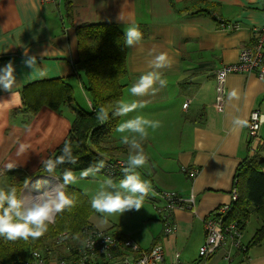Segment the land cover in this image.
<instances>
[{
	"label": "crops",
	"instance_id": "0c3cea01",
	"mask_svg": "<svg viewBox=\"0 0 264 264\" xmlns=\"http://www.w3.org/2000/svg\"><path fill=\"white\" fill-rule=\"evenodd\" d=\"M66 2L0 0V68L9 61L13 62L17 80L21 82L14 89L16 94L13 97L0 89V188L10 187L14 170L19 177L34 174L42 160L65 140L76 115L72 108H66L67 111L64 108L60 113L44 105L25 123L27 111L23 89L34 82L58 77L70 81L77 79L83 87L82 79L73 76L74 63L78 59V26L114 23L125 33L126 27L138 25L143 39L136 47L128 48V85L122 100L143 103L145 107L138 109L133 116L138 113L148 115L160 125L155 130L150 129L148 137L140 141L141 145H162L164 134L168 139L171 115L182 116L174 109L187 114L183 124L179 121L182 145L175 152L176 159L172 160L174 167L157 163L150 169L144 171L140 168L138 171L142 179L151 182L153 191L174 188L184 198H194L190 207L174 211L175 232L164 236L162 231L158 237L152 233L150 246L145 248L142 243L140 246L149 249L155 243H161L167 263L203 264L199 262L200 256L184 257L186 253L181 239L198 236L202 242L203 237L205 239V219L220 205L232 202L237 167L253 154L251 145H248L247 121L253 110H263L264 97V81L254 72L232 73L227 78L225 109L220 112L214 105L215 73L223 64L236 61L243 46L254 42L258 30L264 27V0H71L70 11ZM206 2L212 4L210 16L191 14L192 10L206 6ZM121 12L127 23L118 21ZM24 47L30 49V54L49 49L43 60L47 71L44 78L24 80L29 71L23 64ZM160 53L166 54L170 62L169 67L160 70L167 86L154 95L133 97L130 87L140 75L151 70L149 62ZM84 91L87 98L85 109H88L91 101ZM233 92L235 95H230ZM187 101L189 104L185 108L183 105ZM131 115L122 117L120 123ZM237 118L246 121V125L234 124ZM263 129L264 123L261 135ZM113 140L123 144L119 133ZM21 145L23 151H20ZM127 151V155L120 159L127 161L129 148ZM9 163L16 167L8 171ZM73 172L79 175L80 171ZM27 181L28 187L24 189L23 186L21 193L24 191L25 195L32 196L62 183L61 177L46 173L34 174ZM71 186L78 188L76 184ZM145 199L159 202L151 193ZM253 215L257 219L250 240L264 223L263 217L254 211L243 229V239ZM149 219L146 228L152 221H159ZM93 224L103 230L109 228L99 227L94 219ZM250 240L244 243L246 247ZM139 241L142 242L141 237ZM177 253L180 255L178 259ZM224 254L225 249H221L204 264H218L225 260ZM58 256L57 252H51L47 264H57ZM232 258V264L237 260V264H264V240L251 246L246 253L233 249Z\"/></svg>",
	"mask_w": 264,
	"mask_h": 264
},
{
	"label": "trees",
	"instance_id": "16d2710c",
	"mask_svg": "<svg viewBox=\"0 0 264 264\" xmlns=\"http://www.w3.org/2000/svg\"><path fill=\"white\" fill-rule=\"evenodd\" d=\"M66 3L67 10L70 11L72 8L71 0H67ZM211 7L212 4L207 3L206 6L192 10L191 14L210 16L212 14ZM76 32L78 59L74 63L75 72L73 76L82 79L81 82L89 95L91 107L85 109L76 104L74 87L68 78L45 79L34 82L23 89L27 111L25 123L36 115L44 105L60 113L64 108H72L76 111L67 137L47 157L55 159L62 154L61 150L65 142L71 143L73 154L77 157V163L59 166L57 169L59 175L64 168L81 171L100 159H104L106 162V160L124 158L128 148L125 144L117 145V142L112 138L114 129L122 117L113 118L110 112V118L105 123L101 124L96 119V112L101 106L110 107L116 101L122 100L128 85V47L124 45L125 33L114 23L84 24L78 26ZM184 83L186 80L183 81ZM262 105V112L264 113V97ZM248 145H251V139H249ZM119 169L121 170L115 176L123 178L122 168ZM12 173L14 174L10 186H15L18 193H21L28 179L34 174L45 172L41 164L34 174L26 173L19 177L17 171L14 170ZM151 187L153 190L152 185ZM234 189H236L238 196L232 202L226 221H236L243 230L254 211L258 212L264 219V143L238 165ZM65 191L70 196L75 197V206L70 211L66 210L62 214H58L56 222L50 225L48 231L37 240L5 242L0 239V264H27L35 250L40 251L46 259L53 251L59 255L58 259L73 260L79 258L84 247L83 241H85L88 233L91 230L102 229L93 224L95 211L91 207L90 197L80 188L71 185L67 186ZM155 204L159 210L161 207L158 206L157 202ZM162 221H164L163 218ZM102 231L122 236L120 233L111 232L109 229ZM163 233H165L164 229ZM77 234L79 240L74 238ZM263 240L264 223L247 244L245 253L251 246Z\"/></svg>",
	"mask_w": 264,
	"mask_h": 264
},
{
	"label": "clouds",
	"instance_id": "9594fccd",
	"mask_svg": "<svg viewBox=\"0 0 264 264\" xmlns=\"http://www.w3.org/2000/svg\"><path fill=\"white\" fill-rule=\"evenodd\" d=\"M117 19L127 23L122 12ZM142 39L143 33L139 30L138 25L132 24L126 27L124 36L126 47L134 48L140 44ZM48 50L39 54H30V49L24 47L23 64L29 69L24 80L44 78L47 75L43 60ZM149 63L151 70L140 75L130 87V94L133 97L154 95L167 86V80L163 78L160 71L170 66L166 54L155 55ZM15 73L16 69L11 61L0 68V89L11 93L12 97L16 94L14 89L21 83L18 82ZM230 95L234 96L235 93ZM143 107H145L143 103L136 101H116L110 107L101 106L96 112V119L103 124L109 120L110 112L113 118L128 117L130 113L137 112ZM234 124L244 126L246 121L237 118ZM159 126V121L147 119L140 114L125 119L117 125L114 131L121 134L122 142L129 148L126 166L122 168L123 178L117 182L108 178L100 183L90 199L94 211L107 217L115 214L123 215L127 211L140 210L143 207V202L152 191V187L151 182L142 179L138 171L148 161L140 141L148 137V129L155 130ZM129 133L133 135L130 137ZM20 151H23V145H21ZM61 153L55 159L42 160L43 171L46 174L62 177V183L57 184L53 189L32 196L25 195L24 191L18 193L15 186H10L7 189L0 188V239L5 242H15L17 240H37L42 237L48 231L49 226L56 222L58 214H62L66 210L70 211L76 204L75 197L70 196L65 188L78 183L79 180L95 178L106 167L105 160L100 159L82 169L79 175L70 168H64L58 176L56 173L59 166L77 163V157L73 154L70 142H65ZM15 167L16 165L9 163L7 170L10 171ZM27 187L28 181L25 183L24 189ZM74 238L79 240V235L77 234ZM93 243L87 240L83 241L87 247H92Z\"/></svg>",
	"mask_w": 264,
	"mask_h": 264
},
{
	"label": "built area",
	"instance_id": "2783aa9c",
	"mask_svg": "<svg viewBox=\"0 0 264 264\" xmlns=\"http://www.w3.org/2000/svg\"><path fill=\"white\" fill-rule=\"evenodd\" d=\"M51 1V0H42ZM254 72L264 81V27L258 30L254 42L243 46L236 61L225 63L217 68L215 107L222 112L225 109L227 95V78L232 73ZM187 101L183 106L186 108ZM264 123V113L260 109L253 110L247 121L251 151L264 143L260 134ZM122 159L107 161L102 169L108 176L113 177L125 166ZM193 172V170H192ZM165 205L159 211L163 213L164 235L169 236L177 229L173 221V213L177 208L190 207L194 198H184L177 191H159ZM236 189L232 191V202L237 199ZM231 203L220 205L205 219V242L199 249L200 263L207 262L219 250L225 249L224 258L232 261V250L245 252L247 247L243 242V230L236 221H226V216L231 210ZM94 242L92 247L84 245L79 258L73 260L58 259L57 264H179L178 261L167 263L165 250L161 243L154 244L149 249H143L137 241L129 236H118L102 230H91L85 241ZM179 253L176 258H179ZM27 264H47V259L40 251H33L32 258Z\"/></svg>",
	"mask_w": 264,
	"mask_h": 264
},
{
	"label": "rangeland",
	"instance_id": "374dc122",
	"mask_svg": "<svg viewBox=\"0 0 264 264\" xmlns=\"http://www.w3.org/2000/svg\"><path fill=\"white\" fill-rule=\"evenodd\" d=\"M238 57H239V55H238ZM70 82L73 84V87H74V97L76 99V102L79 103L84 108L87 107V105H86L87 98H86V94H85V91H84L82 85L78 82L77 79H73ZM174 110H176L178 113H180V115L182 114V116H179L177 114L171 115L170 124L168 126L170 128V131L167 133L168 139H165L166 134H164V136H163L164 141H161L162 145H159L158 143H156L154 145L149 144L148 147L145 145H142L144 148V153L148 157L147 164L142 168L144 171L147 169H150L152 165L156 166L157 163H161L162 165L164 164L165 166H167L169 168H173L175 165V162H173L172 160L176 159L175 158V155H176L175 152L179 148H181V145H182V141L180 139V132H179L181 125H179V121H180V124L181 123L183 124L184 118L186 117L187 114L182 113L181 110L178 111L176 108ZM66 111H67V109H66ZM134 113L135 112L132 113V115H131L132 117H133ZM140 115H142V114H140ZM143 116L147 119L152 120V117H150L148 115H143ZM150 131L151 130L148 129V132H150ZM115 135H116V132H114L112 138H115ZM262 135H264V129H263ZM151 136H152V134H151ZM149 139H151V138H149ZM117 141L120 142L119 140H116V142ZM117 145H121V144H117ZM127 150H128V148H127ZM127 152H126V155H127ZM101 172H102V170H101ZM99 178L101 180H99ZM108 178H112L114 182H117L118 180L122 179L121 176L110 177V176H107L106 174H104L102 172L100 174H97V176L95 178L89 177L87 179L79 180L78 183H76V185L81 190L84 189L88 194L85 191L84 192L91 199V197L97 191L100 183L103 182L104 180L108 179ZM3 183H5L4 178H3ZM8 183H6V184H8ZM168 191H174V188H170V189H168ZM150 193L154 195L155 199L159 200L158 206L164 207L165 202L160 197L159 191L157 192V191L152 190ZM160 199H161V201H160ZM161 216H162V213L158 210L157 205L155 204V201L151 202L150 200L145 199L143 202V207L140 210L133 209V210L125 212L123 215L115 214V215L107 216V217L104 214H100V213H97L95 211L93 219L95 220L96 224L99 227H109L108 229L111 230V232H118L121 234H125V235L133 238L139 244L142 243L144 245L143 247H145V246L149 247L151 240H153L152 233L155 234V237H158L159 235H161V233L164 229V221H162L163 217H161ZM149 218H152V220H159L160 222L158 221V223H157L156 221H152V223L149 225V228H146V226L148 225V222L151 221V219H149ZM256 219H257L256 216L253 215L252 216V222L249 224L248 230L245 233V238L243 239L244 243H247L250 240L251 235L253 234L252 231L254 230V228L256 226V222H255ZM140 237H141L142 242L139 241ZM205 237H206V234H205ZM181 240H182V242H181L182 247L184 248L185 253H186V254L184 253L185 254L184 257H186L187 255L189 256L188 259H191L194 257H199L200 246L202 244H204V242H205L204 237H203L202 242H201V237H198V236H195L192 239L182 238ZM234 252H235V250H234ZM237 261H239V260H237ZM237 261H234L233 264H237ZM203 264H204V262H203ZM218 264H232V263L229 261H226V260H222Z\"/></svg>",
	"mask_w": 264,
	"mask_h": 264
}]
</instances>
